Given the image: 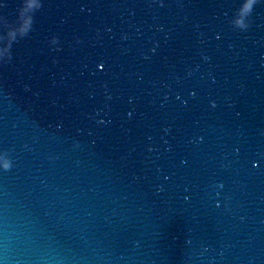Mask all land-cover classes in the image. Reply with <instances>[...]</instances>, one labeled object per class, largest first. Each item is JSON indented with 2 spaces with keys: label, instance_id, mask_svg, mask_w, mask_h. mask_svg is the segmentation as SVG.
Masks as SVG:
<instances>
[{
  "label": "water",
  "instance_id": "95a60500",
  "mask_svg": "<svg viewBox=\"0 0 264 264\" xmlns=\"http://www.w3.org/2000/svg\"><path fill=\"white\" fill-rule=\"evenodd\" d=\"M0 264H65L31 209L1 171Z\"/></svg>",
  "mask_w": 264,
  "mask_h": 264
},
{
  "label": "snow or ice",
  "instance_id": "6c2138e0",
  "mask_svg": "<svg viewBox=\"0 0 264 264\" xmlns=\"http://www.w3.org/2000/svg\"><path fill=\"white\" fill-rule=\"evenodd\" d=\"M4 167H7V165H4Z\"/></svg>",
  "mask_w": 264,
  "mask_h": 264
}]
</instances>
